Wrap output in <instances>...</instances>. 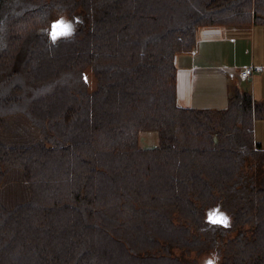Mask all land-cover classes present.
Returning a JSON list of instances; mask_svg holds the SVG:
<instances>
[{"label": "trees", "instance_id": "obj_1", "mask_svg": "<svg viewBox=\"0 0 264 264\" xmlns=\"http://www.w3.org/2000/svg\"><path fill=\"white\" fill-rule=\"evenodd\" d=\"M252 24L264 0H0V122L42 134L0 140V264H264V169L248 164L264 163V103L177 102L198 28ZM15 169L29 195L10 205Z\"/></svg>", "mask_w": 264, "mask_h": 264}, {"label": "crops", "instance_id": "obj_2", "mask_svg": "<svg viewBox=\"0 0 264 264\" xmlns=\"http://www.w3.org/2000/svg\"><path fill=\"white\" fill-rule=\"evenodd\" d=\"M261 26L264 25L198 28L196 47L176 59L178 105L225 109L229 97L238 89L250 92L256 102L264 103V27ZM247 68H253V72L243 76Z\"/></svg>", "mask_w": 264, "mask_h": 264}, {"label": "rangeland", "instance_id": "obj_3", "mask_svg": "<svg viewBox=\"0 0 264 264\" xmlns=\"http://www.w3.org/2000/svg\"><path fill=\"white\" fill-rule=\"evenodd\" d=\"M66 30L61 34L65 35L70 33L69 29ZM198 32L199 35L201 33V30H199ZM247 76H249V74ZM87 77L89 78L90 89L96 87V79L91 71H89ZM5 121L6 124L0 122V140L3 141V143H5L6 145L8 144V145L27 146L42 139V134L40 133V131L37 128H35L28 120V118H26L23 115L10 116L7 117ZM254 137L256 141L264 143V120H257L255 122ZM158 141H159V136L157 132L140 133V144L145 148L156 147L158 145ZM248 164L251 166V169L253 168L256 169L259 167L264 169V163L262 159L258 160V162L249 161ZM21 171L22 170L20 169L12 170V172L4 181L3 183L4 186L2 185L4 199L10 200V201H6L10 203V205L17 203L18 201H22L24 198H26L29 195L27 184L23 179V174ZM235 234L236 233L233 232L231 234V237H234ZM177 252L180 253L178 250ZM215 254L216 251H209L202 253L201 256H197L196 253H193L191 257L198 258L201 264H207L209 260L213 261L215 264H219L217 258H214L213 256Z\"/></svg>", "mask_w": 264, "mask_h": 264}, {"label": "water", "instance_id": "obj_4", "mask_svg": "<svg viewBox=\"0 0 264 264\" xmlns=\"http://www.w3.org/2000/svg\"><path fill=\"white\" fill-rule=\"evenodd\" d=\"M208 220L211 221V222H213V223L225 224V221H224V219L222 218L221 215H216L215 216L214 214H212V215H210L208 217Z\"/></svg>", "mask_w": 264, "mask_h": 264}, {"label": "built area", "instance_id": "obj_5", "mask_svg": "<svg viewBox=\"0 0 264 264\" xmlns=\"http://www.w3.org/2000/svg\"><path fill=\"white\" fill-rule=\"evenodd\" d=\"M261 69V68H260ZM251 72H253L252 68H247L244 72H243V76H247L248 74L250 75Z\"/></svg>", "mask_w": 264, "mask_h": 264}, {"label": "snow or ice", "instance_id": "obj_6", "mask_svg": "<svg viewBox=\"0 0 264 264\" xmlns=\"http://www.w3.org/2000/svg\"><path fill=\"white\" fill-rule=\"evenodd\" d=\"M58 23L62 24L63 22L61 21V22H58Z\"/></svg>", "mask_w": 264, "mask_h": 264}]
</instances>
